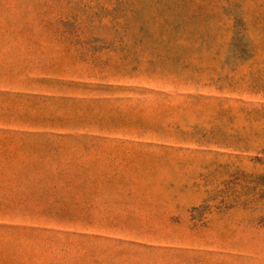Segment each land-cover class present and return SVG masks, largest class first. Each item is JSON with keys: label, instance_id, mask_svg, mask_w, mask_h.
I'll return each instance as SVG.
<instances>
[{"label": "rangeland", "instance_id": "374dc122", "mask_svg": "<svg viewBox=\"0 0 264 264\" xmlns=\"http://www.w3.org/2000/svg\"><path fill=\"white\" fill-rule=\"evenodd\" d=\"M0 264H264V0H0Z\"/></svg>", "mask_w": 264, "mask_h": 264}]
</instances>
